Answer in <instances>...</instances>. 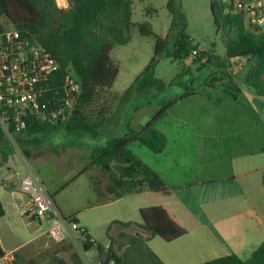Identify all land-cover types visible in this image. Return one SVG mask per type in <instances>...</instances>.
<instances>
[{"label": "rangeland", "instance_id": "obj_1", "mask_svg": "<svg viewBox=\"0 0 264 264\" xmlns=\"http://www.w3.org/2000/svg\"><path fill=\"white\" fill-rule=\"evenodd\" d=\"M131 2L133 26L130 30V41L126 45L115 46L111 52V59L118 68V75L110 92L108 89L100 90L95 101L86 109L93 119L100 111L105 113L113 120L112 127H107L97 137H92L86 133H68L62 125H56L51 131L38 134L40 142L29 147L30 155L39 157L26 160L27 165L22 163V166L14 171V175L19 173L22 176L27 174L28 166L37 173L62 218L69 220L77 216L98 243L106 240L104 225L110 222L106 220L128 211L134 199L127 198L109 205L96 204L98 199L94 189L103 191L108 177L100 169L92 166L89 159L92 149L105 146L108 140L120 136L125 132L127 125L139 131L160 112L163 107L160 102L163 100H173L194 92H199L202 96L209 95L215 105V109L208 110L209 113L203 115L199 113L197 116L214 118L221 111L223 118L238 116V112L226 110V102L219 101L220 95L225 92L222 85L231 84L236 88L231 79L222 77L223 69L219 65L225 59L226 44L234 38L237 29L235 26L218 27L214 24L210 0L178 1L179 11L186 21V33L198 51L196 58L188 65H183L181 62L161 57L155 65L154 75L165 83L166 88L162 92L153 91L155 102L142 104L144 96L135 92L124 105H120V96L133 84L135 78L154 56L155 38L141 35L140 25L148 24L155 35L166 38L171 34L174 18L167 8L168 0H131ZM1 22L5 28H12L6 19L2 18ZM245 30L249 31L247 28ZM166 49H171V43L167 44ZM202 58H206L207 61L202 63ZM255 65V59L245 60L243 71L236 76V80L241 81L244 78L249 80L251 68ZM194 107L193 100L189 98L182 100L172 108L158 128L170 123L172 118L192 121L199 111L197 107L194 110ZM193 121L197 122L196 117ZM177 126L180 129L179 134L184 136V144L187 147L180 159L181 165L177 169L181 172L178 183L181 186L191 185L197 180L191 166V148H189L192 132L191 128L188 130L183 123ZM16 141H9L4 137L0 145L9 147L11 151L25 158ZM240 150L235 148V152ZM2 157L3 153L0 151V162ZM252 160L255 159L250 161ZM256 162L264 164V154L261 158H257ZM5 171V169L0 170V179ZM238 186L240 185L224 183L207 185L203 188L184 187L178 192L177 197L182 205L203 217L212 231L217 234V229L221 225L230 228L232 222L229 216L234 214L224 203L218 201L233 195L239 189ZM246 192L250 198L255 199L256 207L253 209L248 205L243 214L234 220L237 225L240 222L244 230L241 237H233L229 243L223 242L224 248L219 244H213L216 255L223 257L226 252H230L247 260L264 242V225H261L264 221V185L248 188ZM207 201H214V205L218 208L211 217H207L206 206H203ZM128 216L133 220H140L137 213H128ZM46 219L39 222L17 212L10 213L0 220L3 245L6 248L23 245L20 251L15 252L14 264H105V255H100L95 248L86 252L82 241L76 235L70 234L60 242L47 237L45 233L54 221ZM194 230L196 233V229ZM145 235L138 226L115 225L110 238L117 255L121 257L127 255L135 264H148L144 256L147 251L144 246ZM216 255H204L203 258L206 257L208 261Z\"/></svg>", "mask_w": 264, "mask_h": 264}, {"label": "trees", "instance_id": "obj_2", "mask_svg": "<svg viewBox=\"0 0 264 264\" xmlns=\"http://www.w3.org/2000/svg\"><path fill=\"white\" fill-rule=\"evenodd\" d=\"M179 0H168L167 8L174 16L171 24V34L166 38L155 35L148 24L140 25L143 36L155 38L154 56L145 69L135 78L133 84L120 96V105L129 100L132 93L144 96L142 104L155 102L154 90L162 92L166 85L155 78L154 68L161 57L181 62L195 50L186 33V21L178 8ZM68 8L59 9L55 0H0V32L5 27L1 22L4 18L22 35L35 36L42 46L52 55L60 66L61 72L69 69L82 80V94L79 103L69 121L63 124L68 133H86L97 137L105 128L113 124V120L100 111L94 119L86 109L95 101L100 90H109L117 75L118 68L111 59L115 46L126 45L130 41L132 2L131 0H67ZM210 8L216 26H235L234 38L226 44V56L220 64L222 69L227 67L229 60L242 58L255 59L256 65L251 68L249 80L246 82L264 96V34L245 30L241 17L223 15L224 5L217 0H210ZM169 39V40H168ZM171 43V49H166ZM227 77L223 73L222 77ZM225 92L234 99L238 98L239 90L230 85H222ZM194 93L163 100L162 109L155 117L135 131L127 125L123 135L107 141L105 146L92 149L89 159L93 166L99 168L108 177L103 191L94 189L98 202L107 197L122 198L132 193H140L144 188L153 194L167 193L161 178L143 162L137 159L128 149L130 143L139 141L154 153H159L164 146V138L153 129V124L166 111L178 102ZM138 107H136L137 109ZM56 125L42 124L31 126L28 131L16 135V142L25 157L30 156L29 147L38 144V134L51 131ZM4 139L0 130V141ZM7 154L3 153L2 161L6 162ZM141 224L113 221L108 226V232L113 225L123 227L138 226L149 237H158L166 243L177 240L188 233V229L179 223L170 210L165 206L142 208L139 211ZM4 211L0 204V217ZM71 219L76 220L75 217ZM144 240V241H145ZM105 249L97 244L96 250L105 255V264H135L127 255H117L113 249L112 239ZM94 242L86 233L83 248L87 252L92 249ZM148 264H163L158 257L145 251ZM4 252L0 249V257ZM144 257V258H145ZM203 264H264V242L243 260L235 254L207 261Z\"/></svg>", "mask_w": 264, "mask_h": 264}, {"label": "crops", "instance_id": "obj_3", "mask_svg": "<svg viewBox=\"0 0 264 264\" xmlns=\"http://www.w3.org/2000/svg\"><path fill=\"white\" fill-rule=\"evenodd\" d=\"M64 1L68 4L67 0ZM244 61L242 58L231 59L222 72V75L225 73L227 78L231 79L236 86V89L239 90L238 98L234 99L229 93L224 92L219 99V101L226 102V110L236 111L238 116L223 118L221 117L222 111L218 113L219 117L216 115L214 118L207 117L206 119L204 116H197L199 113L202 115L209 113L208 110L213 109L215 105L209 95L202 96L199 92H194L187 99L193 100L195 107L199 109L194 116L197 122H195L196 120L193 121L194 118L192 121L172 118L170 123L161 125V128H158L173 107L154 122L153 129L164 138V146L161 152L154 153L139 141L129 144L131 146L128 149L132 154L161 178L166 188H168V192L153 194L144 188L140 193L128 194L119 199L107 197L101 202L97 200V205H109L127 198L134 199V203L128 211L106 220V222H110L104 225L106 240L103 243H98L95 236L75 216V221L91 236L94 242L93 248L96 249L97 244L102 245L105 249L108 247L110 233L115 225L112 226L109 232L108 226L113 221L141 224V218L139 221L133 220L132 217L128 216V213L139 214L140 209L155 206L167 207L174 218L188 229L186 235L169 243L158 237H149L144 241L145 248L155 254L163 264H203L207 262L206 257L203 258L204 255H216L213 251V244H219L222 247L224 246L223 242L229 243L233 237H241L244 230L240 226V222L237 225L234 220L237 219L236 217L239 218L240 214H243L248 205L253 209L256 207L255 199L250 198L246 190L264 185V164H257L256 162V159L261 158L264 154V96L258 95L256 90L246 82L245 78L241 81L236 80V76L243 71ZM261 80L264 83V74L261 76ZM179 123H183L187 129L191 128L192 132L189 148H191V166L197 180L191 185L184 184L181 186L178 183L181 172L177 169L181 165L180 159L187 150L184 144V136L179 134L180 129L177 128ZM195 123H197V126H195ZM112 125L109 127H112ZM235 148H240V152H235ZM0 151L7 154L6 162H3L0 166V170H6L0 179V204L4 211V215L0 217V220L6 218L10 213L17 212L27 218L25 211L28 197L20 193L21 181L28 172H32L43 186L44 182L28 166L27 174L25 173L22 176L19 173L14 175V171L17 167L22 166V163L27 165L26 160H32L39 156L32 157L30 155L22 158L16 152L11 151L9 147L1 145ZM251 159L255 160L250 161ZM224 183L239 184L240 186L233 195L219 199L218 202L224 203L234 214L229 216V220L232 222L230 228L227 229L226 225H221L217 229V234H215L203 217L194 214L188 207L181 204L177 194L184 187L196 186L203 188L207 185ZM214 204V201H207L203 204V206H206L207 217H211L215 213V209L218 210ZM262 223L261 225H264V221ZM194 229H196V233ZM22 247L23 245L6 248L2 243L0 234V249L4 253L9 251L18 252ZM226 253L225 256L230 255V252ZM220 257L222 256L216 255L213 259Z\"/></svg>", "mask_w": 264, "mask_h": 264}, {"label": "built area", "instance_id": "obj_4", "mask_svg": "<svg viewBox=\"0 0 264 264\" xmlns=\"http://www.w3.org/2000/svg\"><path fill=\"white\" fill-rule=\"evenodd\" d=\"M55 1L59 9L68 8L65 1L64 5ZM217 1L224 5L223 15L239 16L249 31L264 34V0ZM197 55L195 49L181 63L188 65ZM81 94V78L69 69L61 72L35 36L22 35L13 27L0 32V130L7 140L16 141V135L31 126L67 123ZM20 193L28 197L25 211L28 219L54 221L45 233L47 237L60 242L73 234L84 243L87 232L75 220L62 218L34 173L28 172L22 179ZM14 262V251L0 257V264Z\"/></svg>", "mask_w": 264, "mask_h": 264}, {"label": "bare ground", "instance_id": "obj_5", "mask_svg": "<svg viewBox=\"0 0 264 264\" xmlns=\"http://www.w3.org/2000/svg\"><path fill=\"white\" fill-rule=\"evenodd\" d=\"M58 3H60L61 5H64V0H58Z\"/></svg>", "mask_w": 264, "mask_h": 264}, {"label": "water", "instance_id": "obj_6", "mask_svg": "<svg viewBox=\"0 0 264 264\" xmlns=\"http://www.w3.org/2000/svg\"><path fill=\"white\" fill-rule=\"evenodd\" d=\"M57 124H59V123H57Z\"/></svg>", "mask_w": 264, "mask_h": 264}]
</instances>
